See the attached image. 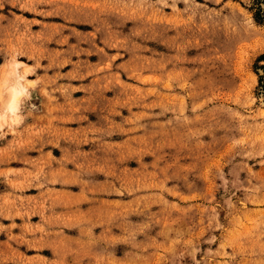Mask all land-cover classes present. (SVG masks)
Here are the masks:
<instances>
[{
    "label": "rangeland",
    "instance_id": "obj_1",
    "mask_svg": "<svg viewBox=\"0 0 264 264\" xmlns=\"http://www.w3.org/2000/svg\"><path fill=\"white\" fill-rule=\"evenodd\" d=\"M12 54L0 264H264V0H0Z\"/></svg>",
    "mask_w": 264,
    "mask_h": 264
},
{
    "label": "clouds",
    "instance_id": "obj_2",
    "mask_svg": "<svg viewBox=\"0 0 264 264\" xmlns=\"http://www.w3.org/2000/svg\"><path fill=\"white\" fill-rule=\"evenodd\" d=\"M4 66L6 71L0 74V138L19 129L36 107L31 103L34 81L25 74L26 66L19 55H5L0 68Z\"/></svg>",
    "mask_w": 264,
    "mask_h": 264
}]
</instances>
